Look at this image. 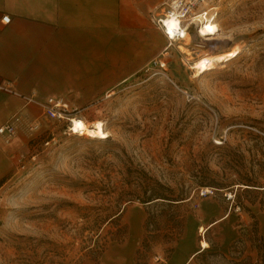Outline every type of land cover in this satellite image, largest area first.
Returning <instances> with one entry per match:
<instances>
[{
  "label": "rangeland",
  "instance_id": "obj_1",
  "mask_svg": "<svg viewBox=\"0 0 264 264\" xmlns=\"http://www.w3.org/2000/svg\"><path fill=\"white\" fill-rule=\"evenodd\" d=\"M171 1L146 15L144 63L134 73L117 77L114 67L91 100L63 99L71 118L104 122L107 139L72 136L68 121L44 115L49 99L18 132L15 166L0 180V264H164L177 239L230 234H201L207 197L232 210L236 239L247 229L244 257L260 264L249 240L257 224L264 250V0L207 2L220 40L200 43L190 18L194 45L166 51L157 20ZM215 57L226 62L196 77V60ZM217 247L208 253L224 254Z\"/></svg>",
  "mask_w": 264,
  "mask_h": 264
},
{
  "label": "crops",
  "instance_id": "obj_2",
  "mask_svg": "<svg viewBox=\"0 0 264 264\" xmlns=\"http://www.w3.org/2000/svg\"><path fill=\"white\" fill-rule=\"evenodd\" d=\"M166 1L0 0V87L9 89H0V128L18 116V132H24L48 99L72 97L84 104L94 98L98 82L113 76L114 67L117 77L134 73L144 63L146 15ZM18 132L11 138L0 135V180L15 166L23 143ZM198 209L202 235L226 229L230 234L214 242L204 236L177 239L164 264H192L211 245L226 254L239 240L230 225L231 209L211 197ZM193 222L187 221L186 238ZM202 242L209 248L203 249Z\"/></svg>",
  "mask_w": 264,
  "mask_h": 264
},
{
  "label": "bare ground",
  "instance_id": "obj_3",
  "mask_svg": "<svg viewBox=\"0 0 264 264\" xmlns=\"http://www.w3.org/2000/svg\"><path fill=\"white\" fill-rule=\"evenodd\" d=\"M207 3V2H206ZM205 3V6H206ZM171 5V4H169ZM177 9V6L175 7ZM182 15L177 10L169 12L165 15L164 19H161V26L164 30L165 38L168 43V48L174 47L175 45H181L190 39L191 45H194L193 37L186 32V30L181 31L182 28ZM192 20V25L197 24V35L205 42H212L220 40L222 36L221 26L216 23V21H211L210 19L204 20L203 17H195ZM163 23V24H162ZM191 25V24H190ZM182 28V29H181ZM181 34L184 35V39L178 40V36ZM171 42V43H170ZM176 42V44L174 43ZM203 43V42H202ZM226 62L224 57H215V58H200L196 60L193 69L196 70V77L203 76L206 72L210 70H215L218 65ZM195 77V78H196ZM71 133L72 136H79L91 138V139H107L110 136V133L106 130L105 123L102 121H97L92 126H88L86 122L79 119H72L71 122ZM101 139V140H102ZM205 192H209V189H205ZM201 232H204V229H200ZM202 248L208 249L209 244L207 242H202Z\"/></svg>",
  "mask_w": 264,
  "mask_h": 264
},
{
  "label": "built area",
  "instance_id": "obj_4",
  "mask_svg": "<svg viewBox=\"0 0 264 264\" xmlns=\"http://www.w3.org/2000/svg\"><path fill=\"white\" fill-rule=\"evenodd\" d=\"M210 1L211 0H172L171 5H168L167 14L169 12L174 11V10H177L179 13H181V15H182L181 19L183 20L182 21V28L183 29L181 28L182 29L181 31L186 30V32L189 33V25H188L189 21L188 20L190 18L193 19V18L199 16V17H203L204 20H207V19H210L211 21L216 20L217 13L215 12V10H213L214 7L205 6V3L206 2L210 3ZM176 6H177V9L175 8ZM10 21H11V19L8 16L3 18V23H5V24L10 23ZM157 21H158L159 26L161 27L162 20L158 19ZM194 26H195L196 31H197V25H194ZM180 39L181 40L184 39L183 34L178 36L179 41H180ZM199 39L201 41L200 43H202L203 40L201 38H199ZM174 43L176 44V42H174ZM200 43L199 44L197 43L198 45H196L195 48L193 50H191V54L196 53L198 51V49L202 48V44H200ZM160 67L163 70H166L167 63L161 62ZM0 89L9 90L7 87H0ZM43 109H44V115L47 118L55 119L58 121L66 120L69 122V124L71 126V122H72L73 118H71V111H70L69 105L67 103H64L63 101L50 99L48 101V103L43 106ZM20 123H21V118L18 116L15 117L12 122L7 123L6 125H4L3 127L0 128V135H8V137H10V138L16 136L17 132H18V126L20 125ZM38 128H39L38 125L30 127L31 131H36ZM69 129H70V127H68V130ZM201 194H202V196L213 195L214 191L213 190L212 191L209 190V192L202 191Z\"/></svg>",
  "mask_w": 264,
  "mask_h": 264
},
{
  "label": "trees",
  "instance_id": "obj_5",
  "mask_svg": "<svg viewBox=\"0 0 264 264\" xmlns=\"http://www.w3.org/2000/svg\"><path fill=\"white\" fill-rule=\"evenodd\" d=\"M214 185H216V183H201V187H214ZM250 187H256L253 185H247ZM217 188V187H215ZM221 189V188H220ZM158 199H164L167 201H171L174 202L175 200H170V199H166V198H161L159 197ZM150 202V201H148ZM255 236H251V239L249 240L253 245V249L254 250H258V261L260 262V264H264V250L262 248V246L258 245L259 239V233L257 230V224H255L254 226V230L252 231ZM246 233H247V229L246 228H242V237L237 240L232 247L230 248L229 252L227 254H221L219 252L217 253H208V252H204L203 254H200L197 258H196V262L200 261L203 263H207L208 259L210 258H221L225 261H227L229 264H259V263H252L251 258H245L244 257V249H246V243H247V239H246ZM213 248V245H211ZM228 255L231 257V260H228L227 257ZM137 264H139V260L137 261ZM208 264V263H207Z\"/></svg>",
  "mask_w": 264,
  "mask_h": 264
}]
</instances>
